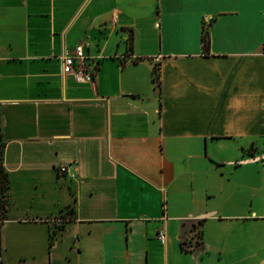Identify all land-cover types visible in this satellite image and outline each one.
I'll return each instance as SVG.
<instances>
[{"label":"crops","instance_id":"crops-1","mask_svg":"<svg viewBox=\"0 0 264 264\" xmlns=\"http://www.w3.org/2000/svg\"><path fill=\"white\" fill-rule=\"evenodd\" d=\"M0 144V264H264V0H0Z\"/></svg>","mask_w":264,"mask_h":264},{"label":"built area","instance_id":"built-area-1","mask_svg":"<svg viewBox=\"0 0 264 264\" xmlns=\"http://www.w3.org/2000/svg\"><path fill=\"white\" fill-rule=\"evenodd\" d=\"M86 42L79 41L73 47V52L63 55L62 60V72L63 74H72L74 79L78 82L89 81L93 77V73L90 69L89 61L85 52ZM1 144H0V160H1ZM58 172L60 174H67L69 172V165L62 164L58 166ZM59 223L64 221V218L56 219ZM1 222V216H0ZM158 238L160 241H165V234L159 232Z\"/></svg>","mask_w":264,"mask_h":264},{"label":"trees","instance_id":"trees-1","mask_svg":"<svg viewBox=\"0 0 264 264\" xmlns=\"http://www.w3.org/2000/svg\"><path fill=\"white\" fill-rule=\"evenodd\" d=\"M201 39H202L203 49L205 51H207L208 45H209V36H208L207 27H203ZM153 78H154V80H156V82H158V70L157 69H154ZM5 185H6V176L4 175V173L1 169V163H0V216L3 215V212L5 210V204H6V199H5V195H4V189L6 187ZM201 220H199V221H201ZM183 246L184 245L182 243V247Z\"/></svg>","mask_w":264,"mask_h":264}]
</instances>
